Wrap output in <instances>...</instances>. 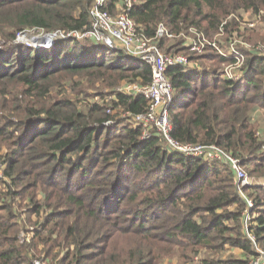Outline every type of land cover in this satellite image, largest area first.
Wrapping results in <instances>:
<instances>
[{"label":"trees","instance_id":"obj_1","mask_svg":"<svg viewBox=\"0 0 264 264\" xmlns=\"http://www.w3.org/2000/svg\"><path fill=\"white\" fill-rule=\"evenodd\" d=\"M93 6L0 0V264H250L256 246L264 251V183L243 188L253 241L229 164L173 150L155 127L143 138L135 116L150 101L115 92L149 84L148 64L90 38L16 41L33 29L85 31ZM106 9L126 13L163 52L188 56L192 66L167 71L172 138L217 145L264 180V54L241 47L236 82L222 72L231 57L214 46L192 52L188 39L227 20L223 41L264 43V0H107Z\"/></svg>","mask_w":264,"mask_h":264},{"label":"built area","instance_id":"obj_2","mask_svg":"<svg viewBox=\"0 0 264 264\" xmlns=\"http://www.w3.org/2000/svg\"><path fill=\"white\" fill-rule=\"evenodd\" d=\"M106 6L107 0H94V6L91 11V26L85 31L65 32L57 30L44 33L43 30L33 29L18 33L16 41L35 48H49L57 38L64 40L90 38L104 42L110 47H120L131 60H142L148 64L152 71V79L149 84L123 83L115 88V92L141 95L150 101L149 111L135 116V119L142 123L144 128L143 138L149 137L150 128L155 127L173 150L187 156H204L210 159L222 160L229 164L235 173L238 189L248 203L244 223L247 234L254 241L253 235L248 229V223L252 218L250 209L253 207V202L247 198L243 191L246 185H251L254 182L250 181L251 179L241 166V160L217 145L183 144L174 140L171 136L172 126L169 118V107L173 100L174 88L167 76V71L172 66L190 65L188 56L183 53L170 54L163 52L151 39L138 31L136 23L126 13L114 16L106 9ZM226 22L227 20H224L220 31L214 33L205 34L204 32L193 30L194 35L188 37L189 45L190 50L197 54L202 53L207 46H214L220 53L231 57L232 61L222 68V72L228 79L237 82L245 75L243 66L246 56L241 47L253 49L264 54V45L260 43L253 45L240 35H235L227 42L223 41V25ZM245 23L251 27L255 25V22H250L246 19ZM34 32H40L42 35H34ZM164 33H167V31L161 24L158 34L161 36ZM168 35L171 36L170 33ZM223 48H227V51L224 52ZM1 174L2 169L0 168ZM256 248L258 254L251 259L250 264H264V251L257 246ZM34 264L51 263L47 260L36 259Z\"/></svg>","mask_w":264,"mask_h":264},{"label":"rangeland","instance_id":"obj_3","mask_svg":"<svg viewBox=\"0 0 264 264\" xmlns=\"http://www.w3.org/2000/svg\"><path fill=\"white\" fill-rule=\"evenodd\" d=\"M91 15H92V13H91ZM254 18V16H251V15H246V17H245V19L246 20H248V21H250V22H254L255 20H251V19H253ZM257 27H260V29L262 30V32H264V23H259L258 22V24H257ZM44 33H47L46 31H43ZM34 35H39V36H41L42 34L40 33V32H34ZM225 37V36H224ZM87 39V38H86ZM59 40H64V39H61V38H57L56 40H55V42L56 41H59ZM54 42V43H55ZM19 43H22V42H19ZM258 43H260V44H263L264 45V43H261V42H258ZM25 44V43H24ZM26 45V44H25ZM120 45V44H119ZM28 46V45H27ZM97 46H98V49L99 50H102V49H106V48H108L109 49V51H111L112 50V48L111 47H108L107 45H105L104 43H101V41H99V43H97ZM225 51L224 52H226L227 51V48H223ZM128 63H131L130 61H128ZM229 63V62H228ZM228 63H226V64H228ZM225 64V65H226ZM224 65V66H225ZM223 66V67H224ZM222 67V68H223ZM252 183L253 182H261V183H264V180H250ZM235 251V250H234ZM235 252H238L239 253V251L237 250V251H235Z\"/></svg>","mask_w":264,"mask_h":264}]
</instances>
